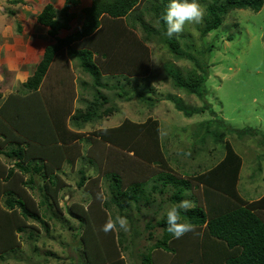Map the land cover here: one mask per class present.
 I'll return each instance as SVG.
<instances>
[{"label":"trees","instance_id":"1","mask_svg":"<svg viewBox=\"0 0 264 264\" xmlns=\"http://www.w3.org/2000/svg\"><path fill=\"white\" fill-rule=\"evenodd\" d=\"M19 2L24 1L13 0L12 4ZM79 2L80 0H64L60 9H56L51 3L42 7L35 21L46 29L47 36L53 42L44 48L32 74L20 85L18 91L21 94H10L0 106V155L10 162L4 167L0 163V264H9V258H13L12 264L20 262L21 258L17 256L22 249L20 236L26 233L27 239L36 241L34 233H37V229L29 226V221L41 224L46 233H49L51 226L55 227V224L49 225L47 221L52 219L51 206L58 207L61 198L59 194L66 186L59 175L62 165L69 163V155L74 162L73 152L80 155L79 159L92 165H102L103 169L99 171L103 173L104 181H108V198L104 199L102 206L96 209L98 205L91 201L86 207L81 204L72 206L80 213L81 218L82 246L78 262L125 264L121 254L135 247L133 239L129 241L119 232V247H116L114 237H102L96 241L95 231L87 227L104 225L109 218L115 217L117 212L113 206L118 209L120 216L127 217L122 211L138 205L150 207L157 202L156 197L170 192L165 201L160 200L161 204H171L182 199L191 200L194 207L186 214L182 213V221L186 220L195 225V232L174 239L166 230V213L154 225L148 220V238H152L154 229L159 231L160 237L147 251L138 249V264H264V196L252 202L240 196L238 181L242 159L226 139L225 131L218 129L216 124L211 125L216 128L209 133V124L205 128L202 123L201 130L204 134L200 139L196 135L195 143L199 141L204 146L206 137L211 136L215 144L223 145L222 158L215 166L203 172L183 171L185 174H181L169 164L157 119L147 118L140 123L125 119L117 127L98 129L85 137L81 132L85 123L100 117L97 105L90 102L85 111L77 109L74 112L71 119V126L75 128L73 131L64 124V119L69 116V109L58 113L56 119L50 117L49 106L46 105L43 89L41 93L40 87L52 61L64 51L69 59L76 61L77 68L91 79L90 88L94 91V100L101 99L105 104L110 101L105 91L118 90L123 85L122 82L131 86L133 79L143 78L150 73L152 61L149 45L153 44L163 45L177 60H191L195 64L190 69L175 67L170 62L165 64V74L175 89L202 100L208 93L205 86L208 78L207 65L184 50L179 33L172 37L165 34L167 25L162 17L169 0H91L89 5L80 10L82 16L78 27L69 35L60 37V32L69 30L71 22L77 19L78 15L72 8L77 7ZM198 2L205 9L200 29V36L204 37L219 28L230 11L258 12L264 1ZM9 13L12 14L11 11ZM207 51L210 52L211 47ZM194 68H199V73H195ZM109 75L119 76L122 80L118 79L116 84L104 82L103 76ZM137 88L136 86V90H133L132 97L137 96L140 102L153 106L156 100L145 96ZM155 90L152 85L149 86L150 92L155 93ZM127 92L130 91L125 90L123 94ZM114 98L123 97L117 91ZM126 100L129 101L130 98ZM166 100L171 101L175 109L185 117L202 113L206 109L212 116L215 113L208 105L188 110L179 98L172 95H168ZM100 107L105 113L111 114L118 109L115 106L104 108L102 104ZM61 114L65 117L60 118ZM29 120L32 121L31 124L27 123ZM211 121L224 124L221 119ZM231 133L259 136L260 144L264 145V131L252 128L229 129L227 134ZM83 140L90 143L86 152L82 153L80 144L82 146ZM14 141L17 142L16 148L12 146ZM105 149L109 151L108 154ZM193 150H182V153L187 154L194 152ZM85 153L88 157L83 156ZM119 154L125 157V161L132 160L131 171L137 176V180L134 176L132 180L126 176L124 165L112 166L109 155L112 158ZM124 159L119 161L124 163ZM77 173L79 189L85 188L88 191V183L89 186L97 188L98 179L87 175L83 168ZM34 175H39L42 179V184L38 186L40 199L37 204H34L25 189H34ZM139 175H142L143 180H138ZM146 177H153L154 183L150 184L151 180ZM89 192L92 197L95 196L93 192ZM138 234L135 232V235ZM31 249L36 256L30 264H55L49 259L54 258L53 252L45 251V258L40 260L39 248L33 245ZM162 251H166L173 258L161 257ZM130 254L133 255L132 250Z\"/></svg>","mask_w":264,"mask_h":264},{"label":"rangeland","instance_id":"2","mask_svg":"<svg viewBox=\"0 0 264 264\" xmlns=\"http://www.w3.org/2000/svg\"><path fill=\"white\" fill-rule=\"evenodd\" d=\"M12 1L0 0V93L2 95L0 106L4 104L6 100L5 96L7 97L9 94L16 92L20 93L18 91L20 85L32 74L35 65L43 55V49L53 42L47 36L46 29L36 23L37 14L40 13L42 7L47 3H51L56 9H60L64 2V0H21L24 2L12 4ZM90 1L80 0L79 5L72 8L78 15L77 19L71 22L69 30L60 33L61 37L69 35L78 27L82 16L80 10L89 5ZM200 5L204 8L203 4ZM10 11L12 14L9 13ZM201 27L202 21L199 24L186 22L183 31L179 34L184 50H187L200 59L201 63L207 65L208 78L205 86L208 93L203 100L195 95H189L182 90L175 89L172 86L171 80L165 74V64L168 62L175 67L186 69L194 67L195 64L191 60H177L163 45L153 44L149 45L152 61L150 73L143 78L133 79L131 86H128L126 82H122L125 85H122L118 90L105 91L109 97L108 99H110L107 104L101 99L94 100L93 89L90 86L82 84L86 83L90 85L92 83L91 79L77 68L75 60H70L73 68L72 73L55 76L48 84L46 95L50 93V89L55 82L56 87L51 92L56 95L55 97L59 101L48 107L50 117L56 119L58 113L63 112V108L65 110L69 109V118L64 119V124L66 128L72 129L70 121L77 109L85 111L90 102L93 105H97V108L100 109V112H97L98 115L100 114V117L85 123L82 130V135L85 137H88L98 129L117 127L125 119L136 123L145 122L147 118L157 119L160 124V138L167 151L166 157L169 164L173 170L179 171L178 173L181 172V174H185L183 171L192 173L203 172L207 168L215 166L222 158L224 152L223 145L215 144L211 136L206 137L204 146L199 141L195 143L196 135H199L198 139H200V136L204 134V131L201 130L202 123L205 128L209 124V133L212 132V129L216 128L215 126L211 127V125L216 124L218 129L225 131L226 139L243 159L240 188H247V185L243 186L242 183H246V178L249 175L263 180L264 145L260 144L261 137L240 136L237 133L227 134V131L229 129L236 130L243 128L264 131V2L258 12L250 10L230 11L222 25L204 37L200 36ZM209 47H211L210 52L207 51ZM66 55L67 53L64 51L55 64L59 66ZM194 70L195 73H199L200 71L199 68H194ZM118 79L122 80L121 77H116L115 75L103 76V81L109 84H116ZM134 85L145 96L156 100L153 106L140 102L137 96L132 97L133 90H136V86L135 88L132 87ZM143 85L145 89L142 88ZM150 85L156 89L155 93L149 91ZM42 89H44V86ZM71 90L74 98L70 103L65 102V106V104L61 103L60 94L69 99V94L66 93ZM125 90L130 92H127L128 94L125 93V95L123 94ZM76 91L77 94L75 93ZM79 91L80 94H86V99L83 102H79L82 99L78 98L74 102L75 95H79ZM117 91L120 92L123 98H114ZM168 95L179 98L182 105L188 110L208 105L215 113L212 116L209 110L206 109L202 113L185 117L182 112L175 109V105L171 101L166 100ZM129 98L130 100L127 101L126 99ZM68 104H70L69 107ZM101 104L104 108L115 106L118 109L112 114L111 112L105 113L100 107ZM59 117L64 118L65 116L61 114ZM212 119H221L224 124L215 123L211 121ZM27 123L31 124L32 121L29 120ZM89 143L83 140V148L80 144V152H86ZM12 146L16 148L17 142L14 141ZM106 149L105 153L108 154L109 151ZM187 149H194V152L183 154L182 150ZM72 154H75L73 156V160L75 159L73 164L75 161L76 164L74 166L70 165L73 168L65 166L64 170L61 169L59 175L65 181L66 186L59 194L61 198H59L58 207L51 206L52 219L51 221H47L49 225L55 224V227L51 226L49 233H46L41 224L29 221L27 224L36 228L38 234L34 233L36 235L35 242L32 239H27L26 233L20 236L22 249L17 256H20L21 260L17 264H30L34 261L32 258L36 255L31 249L33 245L39 248V252L41 253L39 256L40 260L45 258V251H51L54 253L55 258H49L52 263L82 264L80 261L78 262L82 246L80 235L82 233V229L80 228L81 218L80 213L72 206L81 204L86 207L90 201L98 205L96 209L102 206L104 199L108 198V190H106V182L108 181H104L103 173L99 171L103 167L102 165L99 163L89 165L87 161L79 159L80 155L77 152H73ZM83 156L88 157V154L85 153ZM124 158L121 154L118 157L117 155H113L112 158L109 155V161L111 159L112 166H118V164L124 165L126 176L130 180L134 176L135 180H137V176L131 171L130 163L132 160L125 161ZM120 159H124V163L120 162ZM86 162L88 164H84ZM0 163L3 167L10 164L2 155H0ZM78 163H80V166H76ZM77 167L85 169L87 175L98 179L97 188L89 186V183L86 188L88 191L85 188L79 189L77 187L76 184L79 180ZM259 167L260 169H258ZM33 178L34 189L31 190L30 187L25 189L30 199L34 201V204H37L40 199L38 186L42 184V179H40L39 175H34ZM146 179L151 180L150 184L154 183L152 181L153 177H146ZM138 180H143L142 175H139ZM258 188L262 190L263 185H259ZM258 188L256 189L257 193L253 194L250 193L252 188L249 187L248 193L252 194L251 196L240 193L246 200H251L260 192ZM89 191L93 192L95 196L92 197ZM168 195H170V192L166 193L165 196L156 197L157 202L150 207L138 205V207L134 206L122 211V214L127 215L128 219L127 232L116 229L104 233L101 230L103 225L98 227L91 225L87 228L95 231L96 241L102 237H114L116 247H119L117 244L119 232H122L129 241L133 239L136 244L135 247H131L128 252H123L121 255L125 264H138L140 256L137 253L138 249H141L142 252L147 251V248L153 245L155 240L160 237L159 231L154 229V235L151 239L148 238L150 231L147 230V222L150 220L154 225L166 213L170 204L168 202L161 204V201H165ZM50 202L51 199H49ZM113 208L117 212L116 216L119 215L118 209L114 206ZM137 209L140 210L137 211ZM135 232L139 234L135 235ZM189 236L191 235L189 234ZM131 250L133 251V255L130 254ZM178 252H181V250H178ZM162 253L161 257L163 258H173L166 251H162ZM12 259L9 258V264L13 263L14 260Z\"/></svg>","mask_w":264,"mask_h":264},{"label":"clouds","instance_id":"3","mask_svg":"<svg viewBox=\"0 0 264 264\" xmlns=\"http://www.w3.org/2000/svg\"><path fill=\"white\" fill-rule=\"evenodd\" d=\"M204 16V8L198 0H169L166 12L163 14V21L167 25L165 34L172 37L176 33H181L185 23L199 24ZM2 96V95H1ZM77 185V184H76ZM187 195V192H186ZM203 206H205L203 204ZM194 207L189 199L172 202L166 211L167 232L174 239L182 238L186 233L195 232V225L186 220L182 221V213H187ZM120 229L128 231V219L125 216L117 215L109 218L102 226V231L108 233L110 231ZM199 235V233H196Z\"/></svg>","mask_w":264,"mask_h":264},{"label":"crops","instance_id":"4","mask_svg":"<svg viewBox=\"0 0 264 264\" xmlns=\"http://www.w3.org/2000/svg\"><path fill=\"white\" fill-rule=\"evenodd\" d=\"M65 30H63V31H61V32H64ZM60 32V33H61ZM59 36H60V34H59ZM64 36H66V35H64ZM64 36H62V37H64ZM61 37V36H60ZM43 51H44V49H43ZM61 57V56H60ZM60 57H57V58H55L53 61H52V63H51V65H50V68H49V70H48V72H47V74H46V76H45V78H44V80H43V82H42V85H41V87H40V92L42 93V88H43V86H44V89H43V97H44V100H45V102L47 103L46 105H47V107L49 106H51V104H54L55 102H59L57 99H56V95H54L51 91L56 87V85H55V82H54V84L52 85V87H51V89H50V93L48 94V95H46V91H47V87H48V84H49V82L55 77V76H63L64 75V73H72V71H73V68H72V66H71V62H70V60L71 59H69V57L66 55V57L62 60V62L59 64V66L58 65H56L55 64V62L58 60V58H60ZM38 64V63H37ZM36 66V65H35ZM56 79V78H55ZM54 79V80H55ZM87 86H90V85H87ZM73 88H74V85H73ZM73 88H72V90H73ZM72 90L71 91H69V92H67L66 94H69V99H66L65 97H64V95H61L60 94V100H62L61 101V103L62 104H65V102H71V100H73V98H74V96H73V93H72ZM74 91H75V88H74ZM76 94H77V91L75 92ZM79 95H75L76 96V98H75V100H74V102L75 101H77V99L78 98H81L82 100H79V102H83L85 99H86V94L85 93H81L80 94V91H79V93H78ZM10 95V94H9ZM8 95V96H9ZM7 96V97H8ZM49 96H50V99H49ZM6 96H5V99L7 98ZM85 97V98H84ZM2 98V97H1ZM69 105L70 104H68V107H69ZM65 106H66V104H65ZM63 109H65V108H63ZM68 118H69V116H68ZM70 124H71V121H70ZM84 128V127H83ZM75 128L74 127H72V129H70V130H74ZM82 130L83 129H81V132H82ZM240 156V155H239ZM241 157V156H240ZM241 159H242V157H241ZM68 160H69V163L67 162H65L63 165H62V170H64L65 169V166H68V167H72L73 168V166L76 164V162L73 164V166H70L71 165V163H73V161L71 160V158H68ZM3 164H5V163H3ZM84 164H88L87 162L86 163H84ZM89 165H91L90 163H89ZM76 166H80V163H78ZM80 169V167H77V170H79ZM242 169H243V159H242V168H241V171H240V175H239V181H238V186H239V188H238V192H239V194H240V196L243 198V199H245L242 195H241V193L243 194V195H249V196H251L252 194H249L248 192H249V187L250 188H252V190H250V193H253V194H256L257 192H256V189L259 187V185H263V189L261 190L260 188H258V190L260 191V192H258V194L256 195V196H254V198L253 199H251V200H246V201H248V202H252V201H255V200H258V199H260V198H262L263 196H264V179L262 180V179H256V178H254L253 176H251V175H249L248 176V178H246V183H242V185L243 186H245V185H247V188L246 189H241L240 188V180H241V174H242ZM258 169H260V167L258 168ZM85 170V169H84ZM90 170V169H89ZM243 182V181H242ZM241 192V193H240ZM202 204H204V203H202ZM205 205V204H204ZM263 218H264V216H263ZM264 220V219H263Z\"/></svg>","mask_w":264,"mask_h":264}]
</instances>
